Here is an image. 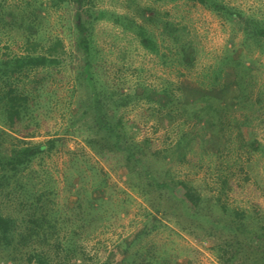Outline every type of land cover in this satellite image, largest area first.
Masks as SVG:
<instances>
[{"label":"rangeland","instance_id":"374dc122","mask_svg":"<svg viewBox=\"0 0 264 264\" xmlns=\"http://www.w3.org/2000/svg\"><path fill=\"white\" fill-rule=\"evenodd\" d=\"M80 1L0 0L2 17L63 44L57 64L0 78V103L23 98L2 135L57 139L0 193L1 210L21 229L42 205L70 248L60 264H264V0H217L232 17L202 0ZM98 9L134 17L157 51L112 18L86 22ZM4 18L0 57L23 52L28 34ZM97 92L114 133L97 126ZM118 92L131 95L114 107Z\"/></svg>","mask_w":264,"mask_h":264},{"label":"trees","instance_id":"16d2710c","mask_svg":"<svg viewBox=\"0 0 264 264\" xmlns=\"http://www.w3.org/2000/svg\"><path fill=\"white\" fill-rule=\"evenodd\" d=\"M202 1H205L215 10H218L221 14L223 13L228 17L241 14L240 11L233 10L221 1ZM80 2V0H77V3ZM2 14L3 12L0 13V19L5 17V15L2 17ZM82 16L81 12H76L74 17L75 26L78 32L77 45L83 50L85 58L89 59L91 54V41L89 39V33L86 32V24L82 20ZM101 17L112 18L124 29L136 33L140 38V42L145 47L152 51H157L158 48L154 38L148 33L147 28L143 24L137 22L134 17H131L128 14L107 11L106 9H98L96 12L87 14L86 22L89 21L91 23L93 18L98 19ZM7 18L8 17L6 16L3 20L13 22V27L16 26L18 30L24 28V31L27 30L28 32L26 33L28 34L23 37L24 44L26 45L23 52L8 53L7 55L0 57V78L8 76L16 71H21L25 67L35 63L42 65H55L60 61L59 48L62 49L63 47L61 39L55 38L50 42L41 41L38 37H34L39 31L37 25H32L31 22L25 18H22L21 20L14 19V17ZM18 24H22V26ZM254 28V35L256 37L264 38V22L258 23L257 21ZM90 61L91 59L89 62ZM97 95L98 104L96 105V108L98 115H101V119L97 123V126L108 129L110 132L114 133L115 130L113 127L104 119L105 112L101 103L103 99L105 100L109 98V95L106 94L107 97L104 98L102 96V98L100 97L101 99H99V93ZM130 95V93L123 94L120 92L119 94L118 92V97L114 99L113 106L115 107V105L118 106L127 103L126 100L130 98ZM202 95L206 98L205 96H207V93H202ZM22 100L23 98L14 97L10 94H8L7 97H4V101H1L0 103V120L2 124H7L8 122L13 123L18 119H21L20 106ZM3 133L7 134L4 129L0 127V143L2 141L8 142L9 148L7 147V151L0 146V193L16 182H19V177L22 171L29 165L33 157L45 150L51 149L57 142L55 137L47 138L44 141L38 142H31L23 138L15 137L7 139L6 136L9 137V135H2ZM135 145L140 146L138 143H135ZM133 169V167H130L132 176L137 173V171ZM143 173L147 174L148 177L153 176L149 168H146ZM151 177H149V179L155 178L154 176ZM157 184L166 187L168 182L162 180L161 183ZM37 200H41L39 195L36 197V201ZM238 217L240 218L236 219L237 223L245 217V214L240 213ZM237 225L240 229L245 228L242 223ZM55 227L52 216L47 210L43 209L42 205H36L33 207L32 213L27 218V223H25L24 227L21 229L17 228L15 218L8 213H4L0 207V262H4L7 258H10L14 264H60L61 251L64 250L65 254H67L70 248L68 245H62V241H56L58 236Z\"/></svg>","mask_w":264,"mask_h":264}]
</instances>
